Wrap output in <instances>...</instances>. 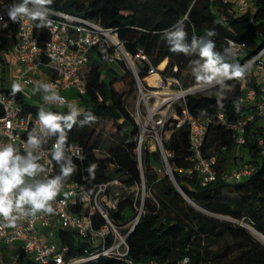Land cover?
Returning a JSON list of instances; mask_svg holds the SVG:
<instances>
[{
  "label": "trees",
  "instance_id": "obj_1",
  "mask_svg": "<svg viewBox=\"0 0 264 264\" xmlns=\"http://www.w3.org/2000/svg\"><path fill=\"white\" fill-rule=\"evenodd\" d=\"M50 7L111 29L128 53L142 50L151 66L165 77H171L174 70L177 73L183 71L190 61L188 56L170 52L160 35L185 13L189 14L190 20L187 25L189 38L193 33L200 36L213 29L217 33L213 38L217 50L227 46L225 39L248 41L255 48L264 45V0H254L251 10L245 14H237L232 4H224L223 0H53ZM34 31L41 44L47 38V28L34 26ZM253 52L247 51L245 55ZM111 54L112 49L106 46L94 48L91 57L96 64L85 74V93L68 95L76 96L73 99L82 110H91L99 117L97 124L83 128L77 126L69 133L68 142L79 144L84 150V158L74 159L78 170L68 183L84 179L88 186H92L118 180L132 186L142 182L136 161L139 129L124 106V97L136 88V79L123 62H114L121 64V73L109 74L104 67L112 64L108 62ZM147 69L145 63L138 65L140 80L147 77ZM4 71L8 72V69ZM148 79H156V76ZM229 83L234 85V89L223 101V107L217 105L213 93L209 96H187L185 105L190 114L204 118L221 112L230 122L242 118L249 109L240 102L241 85L238 81ZM14 98L24 110L38 111V106L28 104L23 96ZM236 100L240 102L239 111L234 108L233 101ZM49 108L52 111H67L66 107ZM104 119L109 122V133L116 139L115 144L108 147L103 144L102 134L98 131ZM259 120L256 118L246 127L245 143L239 147L235 146L228 130L220 126L208 129L204 149L217 154L218 178L205 187H201L195 177L188 178L178 172L179 168L187 165L185 158L189 153V143L186 127L174 129L169 139L163 142V148L172 153L167 162L173 180L189 200L212 214L248 223L264 235V153L257 145L258 139L264 140V125ZM234 148L246 152L254 172L241 182L228 183L221 178L219 165L221 163L223 166L220 167L225 168L224 154ZM152 161V154L143 146L141 165L145 186L151 188L154 183L159 186L152 197L145 199L144 213L127 238L128 257L134 264L149 261L178 264L185 257L187 264H264V246L252 239L243 228L220 221L193 207L179 194L171 180V184L166 182V177L169 178L166 171V176L158 178L157 171L152 170ZM91 163L98 165L95 179H91L85 171ZM58 171L54 164L51 173ZM132 202L133 197L126 196L119 202L118 210L111 212L117 224L131 217ZM57 238L68 245L70 256H79L88 247L72 232L59 230ZM216 242L220 243L219 248L211 253L205 251L204 243L211 245ZM100 264L124 263L102 260Z\"/></svg>",
  "mask_w": 264,
  "mask_h": 264
},
{
  "label": "built area",
  "instance_id": "obj_2",
  "mask_svg": "<svg viewBox=\"0 0 264 264\" xmlns=\"http://www.w3.org/2000/svg\"><path fill=\"white\" fill-rule=\"evenodd\" d=\"M13 0H0V76L5 69L12 75L9 87H4L0 81V142L19 143L27 138L28 131L35 125L36 114L24 110L14 97L23 96L27 89L33 88L28 81H43L53 83L59 94L71 101L69 93L83 95L86 91V70L89 55L94 48L106 46L112 49L109 63L123 62L136 79L137 102L133 111V120L138 126L137 156L142 182L126 186L118 180L88 186L83 179L67 183L65 197L61 194L54 203V215H40L36 220H24L15 228L0 226V264H100L102 260H115L124 264H134L128 257L127 238L138 224L144 213L143 172L141 165V150L144 135L149 126L154 130L153 144L161 162L166 166V174H170L167 159L172 153L163 148L156 130L167 124L174 129L186 127L188 131L189 153L185 158L187 165L178 172L185 177H195L201 187L207 186L218 178L217 154L204 149V142L210 127L220 126L231 133L236 147L245 143L246 127L256 118L264 119V45L255 48L248 41H234L240 48L238 57L240 63L253 61V67L245 79L238 81L241 85L240 102L248 108V112L235 122H230L223 113L214 116L195 117L186 108L185 99L193 94V89L183 90L176 79L161 75L151 66L149 58L142 50L134 54L124 49L123 43L111 30L103 28L81 16L55 11L61 15L50 17L55 23L52 29H47V38L40 44L34 25L30 22L13 23L7 16L3 5ZM254 0H223L224 4H232L233 11L245 14L251 10ZM7 24V27L4 26ZM253 50L250 55L245 52ZM147 64V77L156 75L154 85L141 82L138 77V65ZM14 80L24 83V90L13 96L11 84ZM173 87V89L171 88ZM197 94V93H196ZM41 97V94H39ZM42 98V97H41ZM73 102H75L73 100ZM36 106H47L43 100ZM54 139H50V147ZM78 151L73 153V159L84 158L83 148L74 142ZM257 145L264 153V140L258 139ZM146 147V146H145ZM82 158V159H81ZM47 159L50 160V157ZM54 162L48 167L52 172ZM254 172L251 163L238 164L230 174H221V178L229 182L250 177ZM172 182H174L172 177ZM175 183V182H174ZM136 189L132 194L133 213L121 223L113 220L111 212L118 210V204L130 194H120ZM84 192L91 195L84 198ZM122 214H126L122 212ZM241 223V222H237ZM72 232L78 239L87 244L79 256H70L69 247L61 243L56 233ZM46 231V233H43ZM146 264H155L149 261ZM178 264H187L183 258Z\"/></svg>",
  "mask_w": 264,
  "mask_h": 264
},
{
  "label": "clouds",
  "instance_id": "obj_3",
  "mask_svg": "<svg viewBox=\"0 0 264 264\" xmlns=\"http://www.w3.org/2000/svg\"><path fill=\"white\" fill-rule=\"evenodd\" d=\"M52 3L53 0H13L3 7L13 23L30 22L39 29H52L55 22L50 17L61 15L50 7ZM2 20L3 17L0 16V21ZM189 23V14L185 13L160 35L170 52L195 57L189 61L190 75L195 84L193 94H211L215 89L216 103L223 107V101L234 89V85L229 82L245 79L252 70L253 61L240 63L238 57L243 45H237L232 40H227V46L217 50L213 39L217 33L213 29L200 36L193 33L189 38ZM4 26L7 27V24L4 23ZM24 83L14 80L11 84V94L15 96L23 92ZM27 83H33L32 95L41 94L45 105L66 107L67 111H52L49 107L41 106L36 114L35 125L28 131L25 140L18 144L0 142L2 227L15 228L21 221H34L42 214L56 213L54 203L61 194L65 197L70 194L65 190L66 185L78 170L73 159V153L78 149L69 144V133L77 126L90 127L99 122V117L91 110H82L76 102L62 97L53 83ZM233 104L239 111L240 102L236 100ZM52 138L53 143L47 147ZM53 162L59 169L56 174H52L48 167ZM97 168L96 163H91L85 169L91 179H95ZM90 195V192H84V198Z\"/></svg>",
  "mask_w": 264,
  "mask_h": 264
},
{
  "label": "rangeland",
  "instance_id": "obj_4",
  "mask_svg": "<svg viewBox=\"0 0 264 264\" xmlns=\"http://www.w3.org/2000/svg\"><path fill=\"white\" fill-rule=\"evenodd\" d=\"M194 58L195 57H190V60L194 59ZM93 64H96V62L92 59L91 54H90L89 55V59H88V63L85 66L84 69L87 71ZM163 66L164 65H162L161 68ZM120 67H121V64H119V63H114L113 64L112 63V64H109V65H106L104 67V69H106V71L109 74H118V72L121 73L120 72V69H121ZM177 72L178 71L174 70L173 71L174 74L171 77L168 76V78L176 79L179 82V84L181 85L183 90H188L190 88H194L195 87L193 78L190 75L189 64L187 65V67L183 71H181L179 73H177ZM11 79H12V75L8 74L7 71H4L3 75L0 76L1 84L4 87L8 86L7 83H9L11 81ZM154 80L155 79H146L147 83L148 82H153ZM141 82L143 83L144 81H141ZM171 88L173 89V87H171ZM31 90H32V88L27 89L25 91L24 99L26 100V102L28 104L36 105L39 101L42 100V98L39 96V93L36 94V95H32V91ZM214 92H215V89H213L211 93L214 94ZM70 95L71 94H69V96ZM196 95H208L209 96L210 93L204 92V93H197ZM69 98L73 102V100H74L73 98H76V96H72V97H69ZM137 100H138V98H137V89L136 88H134L132 93H130L129 95L124 97L125 110L131 116H133V111H134V108L136 106ZM259 121L261 122L262 125H264V119H260ZM171 127H172L171 125L167 124L164 128L156 130L157 136L161 140L162 144H163V142L168 140L170 135L172 134L173 128H171ZM108 130H109V122L106 119H104V120L101 121L100 126L98 128V131L101 132L102 141H103V144L106 147H108L109 145L115 144V142H116V139L111 136V134L109 133L110 130L109 131ZM153 136H155L154 135V130H152L151 126H149L147 131H146V133H145V135H144V141H143L142 145L146 146L148 151L153 156L152 170H156L157 171L158 178H163V176H166L165 175V171H167V168L161 162L159 154L155 155V153H157V151H153L154 150V147H153L154 146V144H153ZM224 158H225V165H224L225 168H223L224 170L220 167V166H223V164L220 163V165H219V172L221 174H222V172H223V174H230L232 172V170L234 169V168H227L226 169L227 166L234 165V167H236L238 164H242V163H246L247 164V163L251 162L249 160V157L246 154V152L243 149H241V148H234L233 151L226 152L224 154ZM166 182L171 184L170 179L167 178V177H166ZM236 182L237 183L241 182V180H237V181L234 182L233 179H231L228 183H236ZM143 184H144L143 187L140 186V189L138 190V193H139V195H141L143 193L144 198L152 197V194L154 195L157 192V190H158V186H159L158 183H154V184H152L151 188H148L147 186H145V180L143 178ZM118 191L122 195H124V194H130V195L133 194L134 195V194L137 193L136 189L127 190V191H124L123 189H121V190H118ZM192 205L196 209L202 211L205 214L210 215L211 217H215L218 220L223 221V222L231 223V224H233V225H235L237 227L243 228L245 230V228L243 226H241L239 223L234 221V219L229 217V216H224V215H219V214L218 215L217 214H211L210 212L201 209L200 207H198L194 203H192ZM244 224H246V225L250 226L252 229H254L250 224L245 223V222H244ZM57 240H58V238H56L55 241H57ZM203 246H204L205 251L211 253V252H214L217 248H219L220 243L216 242V243H213L211 245H208V244L204 243ZM208 256L211 257V254H209Z\"/></svg>",
  "mask_w": 264,
  "mask_h": 264
},
{
  "label": "bare ground",
  "instance_id": "obj_5",
  "mask_svg": "<svg viewBox=\"0 0 264 264\" xmlns=\"http://www.w3.org/2000/svg\"><path fill=\"white\" fill-rule=\"evenodd\" d=\"M152 76H156V75H152ZM152 76H148V77L144 78L143 81L147 83L146 79L149 78V77H152ZM156 79H157V76H156ZM155 80L153 82H148L147 84L154 85L155 84ZM239 224L245 228V230L248 232V234L254 240H256L261 245H264V235L260 234L259 232H257L256 230L252 229L250 226H248V225H246V224H244L242 222L239 223Z\"/></svg>",
  "mask_w": 264,
  "mask_h": 264
},
{
  "label": "water",
  "instance_id": "obj_6",
  "mask_svg": "<svg viewBox=\"0 0 264 264\" xmlns=\"http://www.w3.org/2000/svg\"><path fill=\"white\" fill-rule=\"evenodd\" d=\"M168 176H169V178H170V180L172 181V177L170 176V174L168 173L167 174ZM173 186L176 188V190L179 192V194L188 202V203H190L191 205H192V201L191 200H189L185 195H184V193L181 191V189H180V187L176 184V183H174L173 182ZM212 214V213H211ZM256 241V240H255ZM257 242V241H256ZM260 244V243H259ZM261 245V244H260ZM262 246H264V245H262Z\"/></svg>",
  "mask_w": 264,
  "mask_h": 264
},
{
  "label": "crops",
  "instance_id": "obj_7",
  "mask_svg": "<svg viewBox=\"0 0 264 264\" xmlns=\"http://www.w3.org/2000/svg\"><path fill=\"white\" fill-rule=\"evenodd\" d=\"M148 79V78H147ZM146 83V82H145ZM147 84V83H146ZM8 86L7 87H9V84H7ZM39 103H41V101H39ZM227 168H234V165H230V166H227L226 167V169ZM43 233H46V231H43ZM56 235H57V233H56Z\"/></svg>",
  "mask_w": 264,
  "mask_h": 264
}]
</instances>
